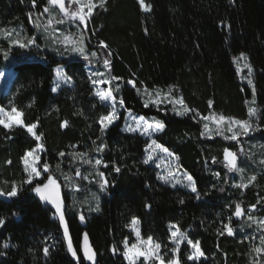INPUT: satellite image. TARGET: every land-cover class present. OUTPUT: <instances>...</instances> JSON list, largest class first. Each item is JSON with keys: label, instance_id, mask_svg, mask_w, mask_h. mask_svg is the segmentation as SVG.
I'll use <instances>...</instances> for the list:
<instances>
[{"label": "trees", "instance_id": "16d2710c", "mask_svg": "<svg viewBox=\"0 0 264 264\" xmlns=\"http://www.w3.org/2000/svg\"><path fill=\"white\" fill-rule=\"evenodd\" d=\"M145 3L151 5L148 12L142 11L138 0H106L102 8L94 9L88 21L87 47L97 50L102 63L104 59L110 61L109 69L104 66L107 75L120 78L112 80L111 89H119L113 95L124 101L119 119L103 137L97 139V121L110 106L101 104L94 95L86 61L79 57L57 59L36 47L11 50L9 65L14 76L10 95L0 97V107L11 103L24 113L25 124L38 123L35 131L44 146L41 164L47 162L52 175L68 171L81 188L84 181L75 175L78 163L74 162L73 152L87 153L89 160L98 157L107 164L98 168L109 181L107 191L99 193L98 212L87 213L71 206L67 186L58 182L69 235L81 264H90L81 250L85 233L97 264H128L123 243L135 240L130 230L133 218L139 221L143 239L151 237L162 245L166 261L171 258L170 225L176 224L193 242L200 241L204 253L199 261H189V247L183 244L178 253L181 264H245L243 246L237 244L235 236L218 234L224 232L227 216L234 211L229 201L239 199L237 191L226 182L224 167V150L236 151L237 141L224 136L207 137L201 118L216 114L247 121V104L253 101L254 86L257 132L253 139L264 144V0ZM36 4L33 8L32 0H0V31L20 26L27 36L34 37L31 15H41L47 0H36ZM100 41L107 44V49L99 47ZM4 49L7 44L0 37V50ZM241 53L253 68L251 87L241 83L234 64ZM58 65L72 78L73 87L54 94V68ZM129 80L136 86L128 84ZM145 88L169 90L194 111L177 116L170 105L145 107L138 93V89ZM127 111L165 124L164 131L153 139L172 152L180 168L193 177L200 199L183 188L163 184L156 169L143 163L149 140L122 131ZM64 121L68 125L62 128ZM101 143L106 147L98 153L94 149ZM36 144L25 128L9 130L0 126V189L10 191L13 183L22 189L15 198L0 197V217L6 220L0 228V253H4L0 264H76L67 252L58 218L53 219L54 209L32 192L36 183L46 182L49 173L43 172L44 178L32 184L23 183L27 177L22 159ZM61 152L68 155L61 157ZM80 160L82 173L92 168ZM115 167L120 171L116 172ZM77 193L82 194L81 190ZM240 198L243 206H260V216H264L261 178ZM13 212L17 216H12ZM81 214L85 217L83 223ZM4 243L10 246L5 249ZM45 247L49 248L47 257Z\"/></svg>", "mask_w": 264, "mask_h": 264}, {"label": "rangeland", "instance_id": "374dc122", "mask_svg": "<svg viewBox=\"0 0 264 264\" xmlns=\"http://www.w3.org/2000/svg\"><path fill=\"white\" fill-rule=\"evenodd\" d=\"M94 2H96L97 5L99 4V0H94ZM81 3L87 4V0H81ZM65 4H66V7L70 8V10H78L80 6L79 4L69 5L68 0H65ZM84 11L86 12L87 9L85 8ZM51 15H55L56 19L52 21L51 25H49L48 21L51 18ZM51 15L48 13H44V12H42L41 15H37V14L31 15L32 23L36 31V35L34 37L27 36L23 28H21L20 26L11 27V28L3 29L0 31V37L7 44V49L0 50V73H2V75H0V97L10 95L9 92H10V87H11V80L14 76V73L10 69V65H9V62L12 59V56L10 55V51L14 49H22L18 46H12L10 48V44L13 40H17V39L26 43L28 39L35 38V43L27 48L36 47L39 51L48 52V53L53 54L55 57H57V59H65V58H70V57H79V58L84 59L86 61L85 69H86L88 78L92 84L94 95H95V90L97 89H100V90L111 89L112 84H113L112 80L110 81V83H94V82H98L101 80H110V77L107 75V72L104 69V65L100 60L101 56L98 54L97 50L96 49L90 50L87 47L85 33H86V29H87V25H88V21L90 17H86L87 24L85 25V24H81L79 19L73 20L71 17H63V15L59 13L58 8H54L52 10ZM59 19H64V23L62 24L56 23V20H59ZM65 36H69L71 38V43H69L67 47L64 42ZM36 39H38V41H36ZM81 40H82L83 47L86 50V54H88L89 56L88 59H85L79 53L71 51L72 44L74 43L77 46H79V44L81 43ZM27 48H24V49H27ZM4 51L8 52L7 59H5L3 56ZM92 52L97 53V56L95 58L91 57L90 54ZM31 60H34V58H31ZM234 64L237 69L238 77L241 83L246 84L251 87L252 85L248 84V79L252 80L253 78V68L249 64L247 57L246 59H240V56L236 57L234 59ZM246 64L250 65L252 69L250 76H249L248 68L245 67ZM58 70H63L65 72V69L62 65H58L54 68L53 87H55L56 84L58 83L56 81V73ZM93 73H104V75L97 76V75H93ZM59 84L60 86L57 88L56 92H53L54 94H57L62 88H72L73 87V81H71V86H69V84L66 82H59ZM139 90L140 91L138 93L144 99V103L147 102L148 105H152L153 107H162V106L170 105L172 111L175 114L177 111H180V112L183 111V108L180 104L174 103V101L180 100L181 98L173 96L172 92L169 90H161V89L148 90L151 93V96L145 94L143 92L144 89H139ZM157 93H159V95H157ZM117 101L119 100L117 99ZM153 101L155 102L153 103ZM247 106H248V109L250 107L255 108L253 101H249ZM11 107H12L11 103H8L5 109L10 110ZM121 110L122 108L119 107V103H117L118 115ZM129 112L130 111H127L125 113L124 121L122 124V129H124L127 125L133 123L132 118L129 116ZM131 114L132 116H135V117L140 116V115H135L133 113ZM183 115H177V116H183ZM212 115L213 114H209L205 117H210ZM216 116L219 117V115H216ZM146 119L151 122L154 118H146ZM254 119H255V115L253 116L249 115V119L247 121L252 125V130H250L247 134H243L242 129H239L237 125L230 123V121L234 119L225 117V120L222 123H216V122H213L211 119L204 120L202 118H201V121H202L204 135H206L209 138L216 137V136H224L226 138V137H231L233 132L241 133L238 136L237 140L226 138L229 141H237L238 148H236V151H231V152L237 155V165L239 168L243 169L242 172L236 171V170L229 172L228 168L226 167V162L224 164L225 171L228 176L226 182H228L229 186L232 189L236 190L237 193L239 194V199L237 200L232 199L229 201L230 210H231V205H233L234 211L231 215L227 216L226 223H228L231 220V226L234 231V234L232 236H235V241L237 242L238 245L243 246V256L246 259L245 264H264V240H262V237H264V225L258 223L259 221L264 220V216H260V212H261L260 206L255 205V209H253L252 206H243L242 199L240 198L242 197V194L244 193V191L252 187V185L258 178L262 179V183L264 182V164L261 163V161L264 160V144L257 142L255 139H253L255 132H257V127L255 126ZM116 121L114 123H116ZM205 124L208 125L207 128L204 127ZM16 127H19V126H13L11 129L16 128ZM230 127L232 128V132L228 131ZM123 132L129 133L126 131H123ZM158 133L159 132L154 133L151 139H153V137ZM130 134L140 135L139 133H130ZM142 137L149 140V137L147 136H142ZM149 142L150 140L148 141V143ZM41 152L42 151L38 153L39 156L41 155ZM146 155L147 153H145V157ZM85 158L89 159L88 156ZM97 158L98 157H94L92 161H94ZM80 159H81L80 157H75L74 162L78 163L77 168H81L83 166L82 162H80L81 161ZM147 165L153 166L156 169L157 176H158V173L166 175L168 171L171 170L177 175L178 178L182 179V176L184 173V171L180 168L178 164L177 158L174 155L168 156L166 153L160 152L159 150L156 151V153L154 154V159L150 161L149 164ZM157 165H159V167H157ZM22 167L24 170L25 165H24L23 159H22ZM98 168L99 166L97 167L92 166V168L87 169L83 173V175H87L89 178L88 180H83L84 186H82L81 188L79 187L82 192L81 195H78L77 191L73 190V185L78 186L77 182L71 181V183H69V181L64 179L63 173H67L69 175L68 171L66 172L59 171L55 175H53L57 179V183L60 182V184H64L67 186L66 192L68 193L71 206L77 207V209L85 211L87 213L96 212V211H89V208L95 206V200L93 199V196L99 197V193L101 192L99 190L100 187L97 183V181L99 180V177L96 175L97 171H99ZM252 176L256 177L254 181L250 179ZM26 177H27V174H26ZM43 178H44L43 171H41V176L37 180H41ZM37 180H34V181H37ZM172 182L176 183V181H172ZM182 183L187 184V180L182 179ZM163 184L172 187L171 184H166V183H163ZM238 184L239 185L247 184L248 186L246 188L234 186ZM172 188H183L191 192L190 189L183 187L181 183H176V187H172ZM260 202L261 201L259 200V203ZM237 204H240L241 208L244 211V215H242L239 218H237L234 215ZM249 217H252V219H249ZM233 221H236L237 224H233ZM134 228L137 229L140 234L139 223L136 225H133L131 222L130 230L132 231L135 240L131 244H129L127 241H124L123 256H124V251H125V248H124L125 242H127L129 247L132 244H136L138 248L147 247V244L143 242L147 241L148 239H143L141 235L138 238L136 231L133 230ZM172 230H175V229H172ZM183 244L187 245V242L186 241L182 242L181 246ZM171 245L173 248L174 245L173 244ZM256 249H261V251L257 252ZM191 251L192 249L189 247V252ZM160 252H161V249H160ZM171 257H172V253H171ZM201 258L202 257H200V259ZM125 260L128 263V260L126 258ZM136 264H143V257H141L136 262ZM148 264H159V262L149 261Z\"/></svg>", "mask_w": 264, "mask_h": 264}, {"label": "snow or ice", "instance_id": "6c2138e0", "mask_svg": "<svg viewBox=\"0 0 264 264\" xmlns=\"http://www.w3.org/2000/svg\"><path fill=\"white\" fill-rule=\"evenodd\" d=\"M69 5L71 4H79L78 10H70L69 7H66L65 0H47V5L44 7L43 12L52 14V10L54 8H58L59 13L63 15V17H71L73 20L79 19L81 24H87L86 17H90L93 15V11L96 7H103L106 3V0H99V4L97 5L94 0H87V4L81 3V0H68ZM138 3L140 4V7L142 11L148 12L151 9L150 4H146L145 0H138ZM32 6L33 8L37 7L36 0H32ZM85 8L87 11L85 12ZM55 15H51V18L48 21V24L51 25L52 21L55 20ZM56 23L62 24L64 23V19L56 20ZM64 42L67 47L69 43H71V38L69 36L64 37ZM35 43V38L28 39L27 42H23L19 39L13 40L10 44V48L12 46H18L22 49L27 48ZM99 47L107 49V44L104 41L99 42ZM71 51L79 53L81 56H83L85 59H88L89 56L86 54V50L83 47L82 40L79 46L76 44H72ZM91 57L95 58L97 56L96 52H92ZM108 55H111L109 52ZM3 56L5 59L8 58V52L4 51ZM240 59H246L245 55L243 53L240 54ZM103 64L106 69L110 68V61L108 59H104ZM245 67L248 68L249 76L251 75V67L250 65H245ZM2 75V73H0ZM93 75L97 76H103L104 73H93ZM120 79L118 77H111L110 80H101L94 83H110L111 80H117ZM56 81L58 82L55 87H53L52 91L56 92L57 88L60 86L59 82H66L71 86L72 78L65 74L63 70H58L56 73ZM128 84L135 87V82L133 80H129ZM248 84L253 85V81L251 79H248ZM171 89V86H170ZM119 89H105L95 90V95L98 97L101 104H106L110 106V110L107 112L106 115H101L97 121V123L100 125V137H97V139H100L104 136V134L107 132L109 127L114 124L116 120L119 119L118 111H117V103H119V107H124V101L121 99L117 101V98L113 95V91H118ZM140 90L138 89V92ZM143 92L149 96H151V93L148 91V89H144ZM159 95V93H157ZM255 100V88L253 86V102ZM155 101H153L154 103ZM174 103H178L182 106L183 111H177V115H183L190 111H194L192 109H189L187 106L183 104V100H177L174 101ZM212 101H209V106L211 107ZM145 107H148V103L146 102ZM249 115L253 116L256 113L255 108H249L248 109ZM24 113L20 110H18L14 105L11 107L10 110H6L3 107H0V126H3L5 129H11L13 126H19L22 128H25L26 131L33 137L34 140L37 141L36 147L30 151H27L25 153V156L23 158L24 162V171L27 174V178L23 181L24 184H32L34 180L39 179L41 176L40 169L42 168L43 172L49 173L47 176V180L44 183H36L33 188L32 192L39 197L40 201L45 204H50L52 208L54 209L53 213V219L59 220V224L61 229L63 230V237L64 240L67 243V252L71 255L72 259L76 262V264H81L80 258L77 254L76 249H74L72 240L69 235V226L65 220V205L60 195V185L57 183V179L50 173V168L47 162H44L41 164V158L39 156V152L44 150V146L42 143H40L41 135L37 134L35 129L38 127V123H32V124H25L23 121ZM129 116L132 118L133 123L127 125L122 131H126L129 133H139L142 136L149 137L150 142L146 144L145 152L147 153L145 159L143 160L144 164H149L150 161L154 159V154L157 150L160 152L166 153L168 156H173V153L170 152L166 147L163 145L157 143L155 139H151L152 135L156 132H162L164 131L165 124L162 121L153 119L151 122L147 120L144 116L135 117L132 116L131 112H129ZM204 120L211 119L213 122L216 123H222L225 120V117L219 116L217 117L215 114H213L210 117H202ZM231 124L237 125L239 129L243 130V134H247L250 130H252V125L248 121H240V120H232L230 121ZM68 125L67 121H64L61 124V127L64 128ZM205 128L208 127L207 124L204 126ZM229 132H232V128L230 127L228 129ZM240 132H233L230 138L232 140H237L238 136L240 135ZM203 135V133H202ZM93 145H96V141H93ZM106 147L105 144L101 143L98 146L95 147L96 152H103L104 148ZM61 157H64L65 155H68L64 152L59 153ZM87 153H74L73 158L80 157L83 160V163L85 164H91L93 167H97L103 164L104 167H107V164H104L102 159L97 158L94 161L86 159ZM224 159L226 162V167L228 168V171L231 172L233 170L236 171H243V169L239 168L237 165V156L235 153L231 152L228 149L224 150ZM213 162H215V158H213ZM10 163V162H9ZM262 164H264V160L261 161ZM159 167V165H157ZM57 168L59 169V164L57 165ZM114 170L116 172H119L120 169L118 167H115ZM64 179L69 181L71 183L72 177L69 176L67 173H63ZM76 177H79L83 180H88L87 175H83V173L80 171L79 168L76 169L75 172ZM96 175L99 177V180L97 183H99L100 191L106 192L109 187V181L106 179L105 174L103 172L97 171ZM215 175L219 176V173H216ZM157 178L166 184H171L172 187H176V183H181L183 187H186L191 190L192 193L196 195V199H200V193L197 190V186L195 181L193 180V177L188 174L187 172L183 173L182 179L187 180V184L182 183V179L178 178L177 175L173 171H168L166 175L159 174ZM252 181L256 179L255 176H252L250 178ZM172 181H176V183H173ZM235 187H243L246 188L248 185H234ZM147 187V185H146ZM73 190L79 191V186L73 185ZM22 191L21 188H19L15 183L12 184L10 191H5L3 189H0V197H3L5 199H11L17 197L20 192ZM93 199L95 200V206L90 207L89 211H96L98 212L100 210L99 206V197L93 196ZM183 203V201H181ZM259 203V201H258ZM146 208H150V205H145ZM253 209H255V205L252 206ZM234 215L239 218L242 215H244V211L241 208L240 204L236 205ZM12 216H17L16 212L12 213ZM80 222L83 223L85 221V217L81 214L79 216ZM249 219H252V217H249ZM139 221L136 218H133L132 224L136 225ZM258 223L264 225V220L259 221ZM6 224V220L4 217H0V228H3ZM175 229V230H172ZM224 232L227 233V235L232 236L234 234L233 228L231 226V220L228 223H225L223 225ZM136 231L137 237H140L139 231L137 229H133ZM224 232H218L219 235H223ZM262 240H264V237H262ZM187 242V245L192 249L191 252L188 253L187 259L189 261H199L200 257L204 256L203 251L200 248V241L193 242L192 239H189L188 236L180 230L178 225L172 224L170 225V243L174 245L173 248L169 249V251L172 253V257L169 258L167 261L165 260L164 255L161 254L160 249L162 245L158 242H154L151 237L148 238L147 241H144L143 243L147 244L146 248H138L136 244H132L130 247L125 242L124 244V256L128 260V264H136V262L143 257V264H148L149 261H158L159 264H181L180 257L178 255L180 251V246L182 242ZM10 245L8 243L3 244V248L7 249ZM81 250L83 252V257L85 260L89 261L90 264H97L96 262V253L92 246L89 244L88 241V235L87 233L83 236V243L81 246ZM257 252H260L261 249H256ZM45 257L49 255V248L45 247L43 249ZM113 252H116V249L113 248ZM0 255H4V253H0Z\"/></svg>", "mask_w": 264, "mask_h": 264}, {"label": "water", "instance_id": "95a60500", "mask_svg": "<svg viewBox=\"0 0 264 264\" xmlns=\"http://www.w3.org/2000/svg\"><path fill=\"white\" fill-rule=\"evenodd\" d=\"M34 195H35V194H34ZM60 195H61V198H62V197H63V192H62L61 188H60ZM35 197H36L38 200H40L38 196L35 195ZM42 203H43V202H42ZM43 204H45V203H43ZM45 205L48 206V207H50V208H52V206H51L50 204H45ZM52 209H53V208H52Z\"/></svg>", "mask_w": 264, "mask_h": 264}]
</instances>
